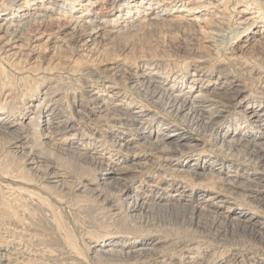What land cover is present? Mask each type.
Listing matches in <instances>:
<instances>
[{
	"label": "rangeland",
	"instance_id": "rangeland-1",
	"mask_svg": "<svg viewBox=\"0 0 264 264\" xmlns=\"http://www.w3.org/2000/svg\"><path fill=\"white\" fill-rule=\"evenodd\" d=\"M263 144L264 0H0V264H264Z\"/></svg>",
	"mask_w": 264,
	"mask_h": 264
},
{
	"label": "bare ground",
	"instance_id": "bare-ground-1",
	"mask_svg": "<svg viewBox=\"0 0 264 264\" xmlns=\"http://www.w3.org/2000/svg\"><path fill=\"white\" fill-rule=\"evenodd\" d=\"M26 25V24H25ZM25 25H22V26H20L19 27V25H18V28H14V27H16V26H11V24H9V27H8V31L9 32H11V35H15V34H17V33H20V32H24L26 29H25ZM92 26H93V24H92ZM100 28V27H99ZM7 29V28H6ZM98 29V28H97ZM97 29H95L94 31H93V33H91L92 35L91 36H93V35H97L98 34V30ZM220 34H218V36H219ZM222 35V34H221ZM220 37V36H219ZM138 80H139V77H138ZM150 83V82H149ZM157 86V85H156ZM148 89H149V87H148ZM162 90V89H161ZM157 93L159 92H162V91H158V90H155ZM235 91V90H234ZM155 92V93H156ZM165 93V92H164ZM153 94V93H152ZM209 94V93H208ZM216 94V93H215ZM161 95H163V93H161ZM166 95V94H165ZM170 96V95H169ZM175 96V95H174ZM178 96V95H177ZM175 97V101L174 102H176V104H177V108H176V111H175V113L176 112H179V111H182V110H185V111H187L188 112V116L189 115H193V116H195L194 118L197 120V121H199V123L200 122H202V124H201V126L203 125V126H205V127H207V125H209L210 123H208V121H209V118H208V121H207V116H206V114L204 113V111H201V109H200V107H199V105L198 104H196V102L195 101H190V100H188L187 98H179V97ZM212 96V95H211ZM219 96H220V93H219ZM154 97H155V95H154ZM204 97V96H203ZM224 97V96H223ZM169 99H170V101H171V98L169 97ZM212 99V98H211ZM172 100H174V99H172ZM209 100V99H208ZM213 100V99H212ZM210 101V100H209ZM172 102V101H171ZM212 103H214V102H212ZM220 103V102H219ZM216 104V103H215ZM173 105V104H172ZM211 106V105H210ZM209 106V107H210ZM174 108V107H173ZM207 109V108H206ZM205 109V110H206ZM210 109V108H209ZM212 109V108H211ZM217 110V109H216ZM210 111V110H209ZM218 112V111H217ZM215 115H216V113H214ZM251 114H253V113H251ZM187 115H185V117L187 116ZM211 115V114H210ZM209 115V116H210ZM218 115V114H217ZM212 116H213V114H212ZM206 117V118H205ZM187 118H189V117H187ZM193 118V117H192ZM204 119H206V120H204ZM212 119V118H211ZM215 121V120H214ZM194 122H196V121H194ZM212 125V124H211ZM214 125V124H213ZM209 127V126H208ZM214 128V127H213ZM204 129H206L207 130V128H204ZM201 130V129H200ZM202 130H203V128H202ZM204 131V130H203ZM239 141V140H238ZM242 141V140H241ZM235 143V142H234ZM239 144H240V142H239ZM242 144V143H241ZM231 145H232V143H231ZM235 145H236V143H235ZM264 145V144H263ZM253 149V148H252ZM261 149H263V148H258V149H255V153H257V152H259V159H260V161H264V155L263 156H260V151H261ZM248 153V152H247ZM253 155H254V153H253ZM252 155V156H253ZM249 156V155H248ZM250 156H251V154H250ZM253 161V160H252ZM256 161V160H255ZM263 164V163H262ZM54 171V170H53ZM58 173V172H57ZM55 175V174H54ZM55 176H59L58 174L57 175H55ZM58 186V185H57ZM61 186V185H60ZM57 188V187H56ZM132 198V197H131ZM135 198V197H134ZM136 200V199H135ZM133 202V201H132ZM131 202V203H132ZM131 207V206H130ZM133 208H134V210H145L146 209V204L144 203V202H142V201H134V205H133ZM126 214V213H125ZM140 219V218H139ZM128 251V250H127Z\"/></svg>",
	"mask_w": 264,
	"mask_h": 264
}]
</instances>
